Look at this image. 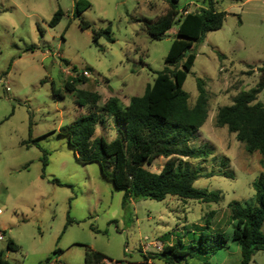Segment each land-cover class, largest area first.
<instances>
[{
	"label": "rangeland",
	"instance_id": "rangeland-1",
	"mask_svg": "<svg viewBox=\"0 0 264 264\" xmlns=\"http://www.w3.org/2000/svg\"><path fill=\"white\" fill-rule=\"evenodd\" d=\"M85 1L88 6L73 16L75 0H0V232L16 247L3 251L0 242L2 259L8 264H83L85 250L91 249L109 264H145L144 252L158 251L155 242L161 247L179 239L188 251L200 232L227 236L232 228L228 204L254 202L251 182L264 173V157L245 152L233 133L215 125L214 116L257 81L264 59V0H212L225 12L221 26L191 41L194 60L181 89L191 106L200 80L207 116L187 144L209 154L187 160L200 171L231 173L193 181L196 188L218 191L215 202L174 195L123 200V190L99 164L81 161L59 132L88 113L80 90L98 93L97 106L109 96L141 95L164 66L176 30L172 23L158 39L145 30V20L165 11L164 0ZM184 3L186 11L206 5L205 0H178L175 19ZM57 9L61 16L49 26ZM82 21L89 26L82 29ZM105 27L112 41L100 35L94 43L92 30ZM30 45L34 49L26 50ZM82 71L85 81L65 90L64 82ZM256 100H264V87ZM100 117L96 136L110 141L117 124L102 112ZM164 160L157 157L145 167L157 172ZM260 232L264 235V219ZM239 258L238 245L228 240L212 253L186 255L185 261L236 264ZM248 264H264V250L254 251Z\"/></svg>",
	"mask_w": 264,
	"mask_h": 264
},
{
	"label": "trees",
	"instance_id": "trees-1",
	"mask_svg": "<svg viewBox=\"0 0 264 264\" xmlns=\"http://www.w3.org/2000/svg\"><path fill=\"white\" fill-rule=\"evenodd\" d=\"M164 1L167 8L155 19L145 20V30L152 39L160 38L172 23L176 24V30L164 56V66L154 72L151 83L146 84L143 93L131 96L126 105L111 96L100 107H96L98 94L80 90L89 111L60 126L59 132L67 136L74 154L81 161H96L99 164L102 173L108 176L113 185L123 190V200H161L166 195H174L215 202L219 199L218 191L196 188L192 185L193 181L201 176L231 177V173L212 169L200 171L187 160L204 159L209 154L203 147H191L187 144L206 119L207 95L200 80H197V97L188 106V95L181 86L194 60L191 41L202 39L208 31L218 29L225 12L217 10L212 0H205L206 5L196 11H186L182 4V12L175 19L178 0ZM87 6V1L75 0L73 16L79 15ZM61 13L57 9L48 25L54 26ZM88 26L87 22H80L82 29ZM91 34L94 43L100 35L112 41L108 27L92 30ZM33 49L34 46L30 45L26 50ZM257 71L254 86L239 91L230 104L218 107L214 120L216 126H225L229 133H233L245 152H257L264 157V100H256L264 87V59ZM84 81V76L66 80L64 89L73 91L76 82ZM76 101L83 103L79 99ZM101 112L111 115L115 123L123 126L121 134L110 141H105L101 136L90 140L96 123L101 119ZM160 156L165 158L160 169L157 172L147 170L145 166L151 165ZM53 181L58 184L57 180ZM251 186L254 190L252 204L237 201L228 204L232 228L227 236L220 232H200L196 244L189 245L188 251L184 250L181 241L177 239L171 244H163L158 251L150 252L148 256L143 255L144 262L153 259L163 264H187L186 255L212 253L230 240L240 250V258L236 264H248L254 251L264 250V235L260 232L264 219V173H260L251 182ZM5 241L7 249L16 248L10 238ZM1 254L0 250V264H8ZM104 260L111 261L96 250L87 249L83 254V264H100Z\"/></svg>",
	"mask_w": 264,
	"mask_h": 264
},
{
	"label": "crops",
	"instance_id": "crops-1",
	"mask_svg": "<svg viewBox=\"0 0 264 264\" xmlns=\"http://www.w3.org/2000/svg\"><path fill=\"white\" fill-rule=\"evenodd\" d=\"M187 4H189V3H187ZM184 5H186V3H184ZM203 7V6H202ZM167 8V7H166ZM165 8V9H166ZM187 11H189V10H187ZM143 93V92H142ZM98 94V93H97ZM98 96H99V94H98ZM131 96H133V95H131ZM130 96V97H131ZM139 96V95H138ZM109 97H111V96H109ZM113 97H116V96H113ZM130 97H126V96H122V98H118V97H116V98H118L119 99V101L122 103V105H126L127 103H128V100H129V98ZM107 99V98H106ZM105 99V100H106ZM98 100H99V98H98ZM98 100L96 101V103H95V105H96V107H100V106H97V102H98ZM104 100V101H105ZM103 101V102H104ZM104 113V112H103ZM104 114H106L107 115V117H109V116H111V115H109V114H107V113H104ZM112 117V116H111ZM113 119V118H112ZM114 121V120H113ZM100 124H102L103 123V121H102V118L101 119H99V121H98ZM117 124V123H116ZM94 130H95V128H94ZM102 130H104V125L102 126ZM123 131V126L122 125H119V124H117V126H116V130H115V137L116 136H119L120 134H121V132ZM93 136H95V137H98V136H96V133H95V131L93 132V134H92V137ZM112 140V139H111ZM161 157V156H160ZM163 239H165V237H162ZM142 254H143V252H142ZM144 255H146L145 254V252H144ZM143 263H145V264H149V263H154L153 262V259H147V261L146 262H143ZM155 264V263H154Z\"/></svg>",
	"mask_w": 264,
	"mask_h": 264
},
{
	"label": "built area",
	"instance_id": "built-area-1",
	"mask_svg": "<svg viewBox=\"0 0 264 264\" xmlns=\"http://www.w3.org/2000/svg\"><path fill=\"white\" fill-rule=\"evenodd\" d=\"M77 76H86V72L85 71H82V73H78V74H76L75 75V77H77ZM3 241V236H2V233L0 232V242H2ZM154 248L156 249V250H159L161 247H160V245L159 244H157L156 242L154 243ZM105 262H107V264H109L110 263V261H108V260H104ZM113 264H120L119 262H114Z\"/></svg>",
	"mask_w": 264,
	"mask_h": 264
},
{
	"label": "water",
	"instance_id": "water-1",
	"mask_svg": "<svg viewBox=\"0 0 264 264\" xmlns=\"http://www.w3.org/2000/svg\"><path fill=\"white\" fill-rule=\"evenodd\" d=\"M1 245H2L3 251H5L7 249V242L4 240L1 242Z\"/></svg>",
	"mask_w": 264,
	"mask_h": 264
}]
</instances>
